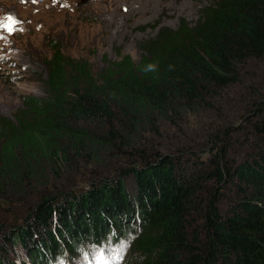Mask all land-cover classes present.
Instances as JSON below:
<instances>
[{
	"label": "trees",
	"instance_id": "16d2710c",
	"mask_svg": "<svg viewBox=\"0 0 264 264\" xmlns=\"http://www.w3.org/2000/svg\"><path fill=\"white\" fill-rule=\"evenodd\" d=\"M56 48L48 98L0 116V264H16L15 249L20 264H62L116 239L123 264H264V0H215L95 76ZM190 117L216 126L153 143L166 127L190 131ZM108 159L121 177L50 192Z\"/></svg>",
	"mask_w": 264,
	"mask_h": 264
},
{
	"label": "rangeland",
	"instance_id": "374dc122",
	"mask_svg": "<svg viewBox=\"0 0 264 264\" xmlns=\"http://www.w3.org/2000/svg\"><path fill=\"white\" fill-rule=\"evenodd\" d=\"M214 1L0 0V52H5V55L0 56V116L14 121L15 114L24 109V97L48 98L46 81L49 68L46 64L54 55L52 44L57 46L56 49L64 58L87 65L95 76L106 67L107 62L118 61L123 56H129L133 62L139 61L144 54L142 44L153 41L160 29L175 31L182 21L193 26L204 9ZM22 22L23 32L15 35ZM11 27L12 35L6 37ZM10 50H13L11 55L6 53ZM4 56L6 61L3 60ZM262 70L258 66L252 76L260 75ZM238 99V96H234L232 100L235 107L228 113H240L236 105ZM190 119V131L166 127L153 143L163 146L185 142L192 138V131L216 126L214 117L201 121L194 117ZM84 127L92 130L88 124ZM101 127L98 125L95 129ZM243 133L237 132L236 139H242ZM194 143L197 149L202 145V141ZM247 152L249 149L243 150L240 156ZM173 155L177 157V152ZM189 157V154L182 157V161L188 162L185 164L187 166H191L193 161ZM120 160L127 162V158L122 157ZM119 163L108 159L100 165L79 170L78 174L64 177L60 183H56L57 187H51L50 192L68 191L75 183H83L84 187H88L86 185L91 184L87 183L89 181L121 177V173L116 170ZM128 178L124 176L122 181L126 184L132 180ZM51 181L54 182V179L51 178ZM80 184L74 188L76 191L81 189ZM25 198V202H35L38 194ZM13 257L18 264L24 255L15 249ZM74 263L86 264V260L80 259Z\"/></svg>",
	"mask_w": 264,
	"mask_h": 264
},
{
	"label": "clouds",
	"instance_id": "9594fccd",
	"mask_svg": "<svg viewBox=\"0 0 264 264\" xmlns=\"http://www.w3.org/2000/svg\"><path fill=\"white\" fill-rule=\"evenodd\" d=\"M155 68V65H149V69Z\"/></svg>",
	"mask_w": 264,
	"mask_h": 264
}]
</instances>
